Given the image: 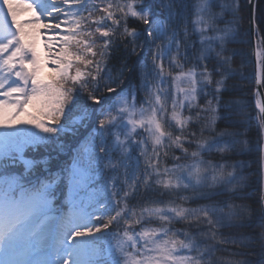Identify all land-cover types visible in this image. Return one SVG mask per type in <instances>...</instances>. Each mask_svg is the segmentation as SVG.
<instances>
[{
    "label": "snow or ice",
    "instance_id": "1",
    "mask_svg": "<svg viewBox=\"0 0 264 264\" xmlns=\"http://www.w3.org/2000/svg\"><path fill=\"white\" fill-rule=\"evenodd\" d=\"M249 3L255 23L256 0ZM214 6L221 11L213 12ZM185 7L183 0L0 2V34H3L0 38V127L14 129L0 135L3 157L0 159V255L4 257L0 264H264V210L259 214V232L240 237L220 235L217 241L248 249L232 253L242 259L217 261L212 258L215 245L207 242L216 239L220 228L243 226L232 223L231 210L225 212L223 207L204 205L196 209L145 206L137 211L130 206L141 187L145 192L163 190L176 195V190L191 187L197 199H211L197 192L203 184L212 189L219 187L221 192L233 185L228 189L233 195L237 190L233 184L234 171H226L228 166L223 164H205L199 157L212 149L221 153L229 151L223 137L238 133L224 130L201 140L196 131L188 128L206 120L200 129L203 136L217 119H229L227 114L220 115V110L222 105L225 113L228 110L222 96L228 91L227 81L234 70L230 67L232 58L227 54L226 45L234 42L238 34L236 29L242 19L238 15L239 3L238 0L234 5L197 0L192 34L199 36L200 49L193 67L187 71L183 69L189 60L190 33ZM226 8L233 17L228 23L236 28L216 27ZM97 11L100 15H95ZM23 12H30V16L18 20ZM45 19L49 22L45 23ZM140 24L146 27H138ZM254 35L264 44V29L257 27ZM46 36L44 46L48 59L37 51V43ZM57 44L59 50L54 51ZM148 44L152 45L150 56L139 63L140 51ZM121 45L125 56L117 68L111 61L113 52ZM131 56L137 57V63L130 67L127 59ZM209 60L214 61L211 68ZM49 62L53 65L51 77L44 80L39 73ZM173 69L180 71L173 74ZM126 72L128 75L139 72L140 85L138 88L130 85L127 91L121 87L118 91L114 85L117 80L123 83L121 78ZM213 76L219 79L213 80ZM181 84L187 86L181 87ZM102 89L112 95H104ZM141 91L145 96L138 108ZM201 94L211 96L204 106L197 103ZM169 100L170 119L166 108ZM30 107L49 123L30 112ZM185 110L195 112V117H185ZM260 110L264 113V107ZM74 111L79 114L73 115ZM21 117L28 119L21 120ZM71 123L83 125L85 133L72 164L61 170L65 173L61 183L66 179L79 197L70 201L76 211L65 219L53 215L55 175L47 168H36L40 161L23 160L21 148L29 141L34 142L33 146L52 142ZM20 124L31 125L38 132L16 127ZM193 142L197 151L191 157L196 163L166 166L170 151L182 153L173 155V161L187 159L185 145L191 146ZM18 163L24 164L27 176L8 174ZM261 201L264 203V197ZM220 204L229 209L233 207L224 201ZM153 218L162 225L187 222L188 228L194 231L181 233L167 226L145 227ZM180 235L184 238H173ZM197 236L202 239L198 240ZM100 242L106 245L104 249L99 247ZM46 247H51L54 260L27 258ZM184 251L189 254H180ZM102 254L103 260L99 259Z\"/></svg>",
    "mask_w": 264,
    "mask_h": 264
},
{
    "label": "trees",
    "instance_id": "2",
    "mask_svg": "<svg viewBox=\"0 0 264 264\" xmlns=\"http://www.w3.org/2000/svg\"><path fill=\"white\" fill-rule=\"evenodd\" d=\"M99 0H97V3ZM119 2L123 3L124 0H119ZM186 7L184 8V15L188 20V31L190 33V37L187 41L188 47V63L184 65V71H187L189 68L193 67V62L195 57L199 55V36L196 34H192L193 25L192 21L195 19V5L197 0H183ZM219 3L234 5L236 0H218ZM239 3V13L238 15L242 17L239 21V27L236 29L238 34L235 36L234 42H230L226 45L227 54L231 55V69L234 70V74L227 81L228 91L224 92L222 96V101L228 103V110L225 113L223 105L221 106L220 115L227 114L229 116L228 120L217 119L214 125L208 126V131L203 133V136H200V129L203 127L207 121L201 120L199 123H195L194 125L189 126L188 131H196L198 139H210L214 135H218L219 133L227 130L232 133H238V135L226 136L223 137V141L229 144L230 150L226 152H219L215 149L205 151L201 154L199 159L203 160L205 164H223L227 165L226 171H234L236 176V180L233 181V184L236 186L237 190L235 194L228 189H231L233 185H228L226 189L221 192L219 187L212 189L207 186V184H203L198 186L197 192L204 193L207 196L211 197V199H197L195 198V194L193 189L190 187L187 190L181 188L176 190L178 195L175 193H169L166 191L153 192L148 191L145 192L144 188L141 187L140 194L133 200L130 201V206L136 207V210L139 211L140 208L150 205L151 201H157L162 203H169L170 206H178L189 209H196L202 207L204 205H217L219 207H223L225 212L232 211L234 216L232 218V223L234 224H242L240 227H224L220 228L219 234L217 235L215 240L208 241V244L215 245V250L212 253V258L217 261H227L230 259H242V257H235L232 255L235 251H247L248 249H241L232 244H224L217 243L220 240V235L224 237L228 236H246L253 232H259L260 228L259 224V214L261 210V164H262V138L260 135V131L255 126V118L258 116V113L254 104V79H253V66H252V48L250 42L249 35V20H248V0H238ZM213 12L219 13L221 9L219 7L214 6L212 9ZM255 30L257 27L260 29H264V0H256V9H255ZM163 19V16L161 17ZM233 19L232 13L229 8H226L223 12V15L218 19L216 27L225 28L232 27L236 28L235 25H229V21ZM130 26H132L130 22ZM140 28L146 27L145 25H138ZM182 27V26H181ZM122 30V29H121ZM211 35V33H209ZM257 44L260 50V72L262 76V84L264 89V44H261L259 39L257 38ZM195 42V47H193V43ZM138 43H141L138 41ZM159 43V41L157 42ZM152 45H144L143 50L140 51V61L143 62V59L146 56H150ZM183 50V49H182ZM235 53V55H232ZM125 53L123 51V46L121 45L116 51L113 52V59L111 61L112 65L115 67H119L123 62ZM128 65L131 67L134 63H137V57L131 56L127 59ZM214 61H208V67H213ZM167 70V69H166ZM180 71V69H173V74ZM115 75V72H113ZM219 79L218 76H213V80ZM123 83L120 80H117L114 87L119 89L123 87L125 91H127L128 87L131 85L133 88H138L141 82L139 72H134L131 75L125 73V76L121 78ZM169 86L171 85V81L169 80ZM181 87H186L187 85L181 84ZM213 88L215 85L213 84ZM103 91V94L108 96L112 95L111 93H107ZM145 93L143 91L138 93L137 98V107L141 106V102L143 101ZM211 96H203V94L197 97V103L201 106L206 105L207 100H210ZM213 105H215V101H213ZM168 110L169 119L171 117V101L169 100L166 105ZM74 115H78V112L73 113ZM185 117L192 115L195 117V112L189 113L187 110L183 112ZM208 119H211V114H209ZM46 121V120H45ZM71 127L72 131L75 133V138L77 141L82 140V137L85 133V128L81 124L72 123L68 125ZM174 128V125H173ZM214 129V132L212 131ZM84 130V131H83ZM172 130V129H169ZM70 132H64L65 136H61L59 139H55L52 142H47L42 144H38L37 146H32L27 149V151L23 154L24 159L28 160H37L41 163L36 165V168L43 170V166L55 175L56 184L53 186L55 189V203L60 206H63L64 202L68 201V196L70 195V187L68 185V181L63 179V183H61V179L65 176V173L62 172V169H66L71 164L70 162H65L66 156H61L57 152L54 153L49 151L53 149V147H44L53 146L57 144V141H62L65 139L67 135H70ZM176 134L175 132L173 133ZM43 135V134H41ZM73 137V136H72ZM187 147L189 156L187 159H181L179 161H173L171 157L181 156L182 153L179 150L170 151L169 159L166 161V166L171 168L173 163H179L181 165L185 164H193L196 163L195 160L191 157V153L197 151L196 144L193 142L191 146L185 145ZM73 142L70 144V151H73ZM33 149L36 150L35 153H30ZM149 152H151V144L148 145ZM67 154V157L70 154ZM37 153V154H36ZM135 155L133 154V159H135ZM72 159V158H71ZM22 163V167H23ZM164 164L162 163V167ZM233 166H235L233 168ZM204 167V165H201ZM15 169L21 170V166ZM35 171V169H33ZM24 170H21L23 173ZM209 177L212 174V169L208 168ZM27 174V173H24ZM48 173H45L47 175ZM80 195H84L80 193ZM179 197H189L188 200H181ZM76 198H79L76 195ZM226 202L233 207L229 209L225 205L220 204V202ZM57 205V206H58ZM156 206V205H153ZM56 207V206H55ZM64 207V206H63ZM157 222V226L154 225ZM154 218L149 224L152 228H160L161 226H167L172 229L173 232L180 231L181 233L184 231L192 232L193 229L188 228L187 222H173L170 225H162L157 219ZM169 236H172V233H169ZM177 239L184 238L182 235L173 237ZM197 239H202L197 236ZM201 247H205L204 244H201ZM104 247H101L103 249ZM180 254H189L186 251L181 252Z\"/></svg>",
    "mask_w": 264,
    "mask_h": 264
},
{
    "label": "rangeland",
    "instance_id": "3",
    "mask_svg": "<svg viewBox=\"0 0 264 264\" xmlns=\"http://www.w3.org/2000/svg\"><path fill=\"white\" fill-rule=\"evenodd\" d=\"M0 2H2V0H0ZM4 12H6V9H3ZM84 15H87V13H85ZM95 15H100L99 11H97L95 13ZM30 16V12H23L21 13L17 18L18 20H26L28 17ZM45 23H48L49 21L47 19L44 20ZM8 23H10V19L8 21ZM62 27H66V26H62ZM10 31H14V29H10ZM43 31V29L41 30ZM47 35H51V34H47ZM3 37V34H0V38ZM10 38V37H8ZM47 42V36L45 38H42L38 43H37V51L38 53L44 58V59H48V57L45 55L46 52H47V49L45 48V43ZM256 43H257V39H256ZM257 49H258V54L260 55V50H259V47H258V44H257ZM59 50V44L56 45V47L54 48V51H58ZM53 67V65H51V63L49 62L46 66L42 67L40 73H39V76L40 78L44 79V80H48L50 77H51V73H50V69ZM29 111L30 112H34L35 115H37L38 118H42L45 121V123H49V121L47 120L46 117H40V113L35 109V108H29ZM79 114V113H78ZM74 115V114H73ZM21 120H26L28 119V117H21L20 118ZM72 124V123H71ZM255 126L256 128L260 131V135H261V138H262V133H261V122H260V117L259 115L255 118ZM16 127H20V128H32L31 125H26V124H20V125H16ZM84 127V126H83ZM33 131H36L38 132V130L32 128ZM85 130V129H84ZM83 130V131H84ZM5 131H8V132H13L14 129L13 128H4V127H0V135H2ZM72 131L71 127L68 126V129H66L64 132H70ZM64 132L60 133L59 137H57V139H59L61 136H65L64 135ZM40 135L42 133H39ZM73 136V137H72ZM73 142V151H70V144ZM33 143L32 141H29L27 144H24L23 147L21 148V156H22V159L23 160H28V159H24L23 158V154L27 151V149H29V147H32L33 146ZM40 144H44V143H40ZM82 146V140L80 141H77V138H75V133L74 132H70V135H67L65 137V139L62 141H57V144L53 146H46L44 145V147H53V149L49 150V151H52L54 153H58L59 155L61 156H66V159H65V162H70V164L73 162V157L75 156L76 154V151L79 147ZM70 151V154L69 156L67 157V154L69 153ZM36 150H32L30 151V153H35ZM37 154V153H36ZM2 153H0V159H2ZM72 158V159H71ZM20 166H21V170H24V167H22V163H19ZM18 165V164H17ZM15 165V166H17ZM24 165V164H23ZM19 166V167H20ZM46 168V166H43V169ZM18 172H21V170L17 169ZM23 173H26V172H23ZM25 175H28V174H25ZM32 179V182L33 180H35L34 176L31 177ZM70 195L69 197L67 198L68 199V202L70 203V201L75 198L76 196V193L73 189H71V191L69 192ZM78 200V199H77ZM57 203L54 202V205H53V208H54V211H53V215H58L62 218H70L72 216V214L76 211V209H73V210H68L65 209V207L61 208L59 207L60 205H58ZM150 205L153 206L152 203H150ZM171 204L169 203V205H167V203H161V204H156V206H170ZM56 206V207H55ZM68 206V204L66 205V207ZM152 206H147V207H152ZM155 220V218H154ZM159 221V220H158ZM156 222V220H155ZM160 222V221H159ZM59 224V221H57V225ZM154 225H158L157 222L156 224ZM149 228H152V226L148 225ZM99 247H106L105 244H103V242H100L99 244ZM103 248V249H104ZM150 255H155V253H149ZM28 259H31V260H39V259H55V255L54 253L52 252V249L51 247H46V248H41L39 251L37 252H34L31 256L27 257ZM104 256L103 254L99 257V259L103 260ZM4 259V257L2 255H0V260Z\"/></svg>",
    "mask_w": 264,
    "mask_h": 264
},
{
    "label": "water",
    "instance_id": "4",
    "mask_svg": "<svg viewBox=\"0 0 264 264\" xmlns=\"http://www.w3.org/2000/svg\"><path fill=\"white\" fill-rule=\"evenodd\" d=\"M253 10L252 5L248 0V20H249V35L252 48V66H253V79H254V94L258 100L257 111L261 122V133H262V154L263 161L261 165V198L264 197V113L261 112V107H264V89L262 84V76L260 72V55L258 54L256 35L254 33L255 23L252 22ZM261 210H264V203L261 201Z\"/></svg>",
    "mask_w": 264,
    "mask_h": 264
}]
</instances>
